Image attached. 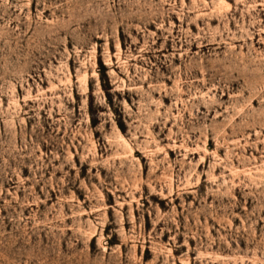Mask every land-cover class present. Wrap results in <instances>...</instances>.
<instances>
[{"label":"rangeland","instance_id":"1","mask_svg":"<svg viewBox=\"0 0 264 264\" xmlns=\"http://www.w3.org/2000/svg\"><path fill=\"white\" fill-rule=\"evenodd\" d=\"M0 264H264V0H0Z\"/></svg>","mask_w":264,"mask_h":264}]
</instances>
